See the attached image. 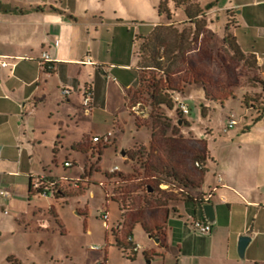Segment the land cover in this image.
Listing matches in <instances>:
<instances>
[{"label": "crops", "instance_id": "0c3cea01", "mask_svg": "<svg viewBox=\"0 0 264 264\" xmlns=\"http://www.w3.org/2000/svg\"><path fill=\"white\" fill-rule=\"evenodd\" d=\"M100 2L106 4L105 0H25L15 6L9 4L24 13L0 10V61L9 63L6 67L0 64V189L10 192L8 196L0 195V238L21 230L22 225L27 227V233L32 224L33 230H47L53 235L60 230L66 241L70 235L68 224L79 225L85 218L81 243H86L90 236L98 234L90 222V217L95 216L92 211L96 210L99 221V205H107L108 209L115 204L120 216L112 218L110 214L113 227L105 230V247L93 249L96 245L91 244L84 263L100 264L109 257L108 264H264V112L245 117L247 121L230 135L232 143L227 145L220 163L208 151L207 142L195 139L189 127H179V135L187 143L204 144V149L199 148L204 160L199 184L193 183L182 199L163 202V194L157 195L149 185L145 189L138 183L146 178L158 180L160 172L153 166L164 167L162 158L159 163L149 157L154 140L152 128L149 146L134 137L133 147L122 150L125 163L131 166L129 173L118 164L104 167L108 156L105 151L114 133H104L112 132L105 146L92 141L94 136H100L99 115L113 113V109L119 114L126 100L137 120L132 111L139 103L136 94L145 72L154 70L141 66L140 45L155 27L173 23L170 19L166 24L155 21L148 33H141L136 25L132 28L129 20L107 17L104 10L99 11ZM187 4L204 10L200 18L209 20L208 27L219 23L223 16L225 29L221 38L228 30L243 54L254 55L258 66L264 67V51L257 46L246 48L243 41L250 34L251 23L257 22L264 35V0H189ZM209 4L212 7L205 9ZM171 6L181 5L174 0L168 7ZM179 20L194 25L188 17ZM45 51L52 63L42 60ZM121 51L126 56L124 60ZM63 86L72 94L63 95ZM86 86L93 88L90 113L85 112L81 96ZM116 98L117 109L111 105ZM227 124L224 133L239 121L229 129ZM141 126L137 124L136 128ZM173 133L167 131L165 135L175 139ZM70 148L80 155H73L75 162L68 168L84 166V175H63L51 168L48 152L54 153V162L58 163ZM142 149L148 155L135 159ZM167 150L171 156L183 151ZM115 166L119 170L111 174ZM211 166H217L221 175L207 187L206 175ZM44 176L59 181L58 194L44 196L31 191V181ZM212 191L209 202L215 208V221L211 233L201 234L192 228L191 221L207 220L201 207ZM182 202L188 206L181 207ZM242 236L250 238L244 256L239 253ZM128 237L140 246L132 258L123 255L117 246L118 240L129 248ZM97 240L100 243V238ZM128 252L132 253L130 249ZM20 254L12 246L0 250V264H22Z\"/></svg>", "mask_w": 264, "mask_h": 264}, {"label": "rangeland", "instance_id": "374dc122", "mask_svg": "<svg viewBox=\"0 0 264 264\" xmlns=\"http://www.w3.org/2000/svg\"><path fill=\"white\" fill-rule=\"evenodd\" d=\"M6 1L15 6L17 2L22 3L25 0ZM162 2L169 6L174 3V0H105L106 4L104 6L103 2L98 4L99 11L104 10L107 17L114 16L117 19L123 17L130 21L132 28L136 25L141 33H148L155 21L162 24L168 22V12L160 13ZM184 7L182 5L180 7H168L171 13L170 22L173 25L169 29L165 27L158 30L162 39L155 43L158 45L157 47L162 56L159 61L164 72L161 70H147L145 72L144 81L136 94L139 103L135 104L132 109L137 116V120L129 112L126 100L123 102V108L119 114H117V110L113 109V113L99 115L100 136L107 131L114 133L111 145L105 151V154L110 156H107L108 158L105 156V168L118 164L124 172L129 173L131 166L125 163L122 150L133 147L134 137L149 146L151 128L153 129L154 138L157 140L156 147H159V152L156 153L153 150L150 152L149 157L152 158V162H159L162 158L164 168L161 169V167L157 168L155 166L153 168L163 172L162 175H158V180H162L164 185H160L158 183L160 181L150 178L138 183L145 189L149 185L153 192H157V195L163 194L162 196L165 198L163 202L185 197L186 192L190 191L193 183L199 184L202 175L200 170L202 165L200 159L202 157L199 155V148L204 149V144L197 141L187 143L183 135H179L181 131L179 127H189L188 130L195 139L207 142L208 151L220 163L227 145L232 143L230 135L239 130L242 123L247 121V118L258 116L264 108V67L258 66L254 55L235 53L232 46L225 43L224 39L221 38L225 29L223 16L219 23L214 22L210 27H208L210 25L209 20L206 17H201L199 24L201 33L196 36L194 34L195 25L179 20L187 17ZM251 25L253 27H250L249 36L243 40L245 41L244 45L246 48L257 46L258 49L264 51L263 28H259L257 22L251 23ZM183 31L188 36L184 44L188 48L179 53L175 49V47L180 46L179 37L176 34H181ZM225 34H229L228 30ZM121 53L123 54L120 57L124 60L126 56L123 51ZM148 55L149 52L145 53L144 56ZM167 79L169 80L167 84L183 89L179 95L190 108L188 116H184L175 104L173 110L170 111L165 107L153 104L148 96L150 85L155 83L165 85ZM174 95L178 96V94ZM127 97L128 92H125V99ZM111 105L117 109L119 98H116ZM178 119L185 120V122L179 125ZM231 119L239 121V125L234 129H230L228 133H224V128ZM137 124L142 126L136 128ZM167 131L174 132L177 137L174 139L172 135H165ZM172 148H182L183 151L171 156V151L167 149ZM116 150H118V155ZM143 151L144 155L149 153L144 149ZM48 154L52 158L50 159L51 168L59 174L84 175V166L76 165L72 168L67 166V162L72 164L75 162L73 155H80L79 152L73 151L72 148L64 151L62 161L58 163L54 162L52 151H49ZM177 155L179 159H177ZM198 160H200V165L196 164ZM171 161H174L173 166ZM188 165H191V167L188 168ZM171 170L178 178L176 181L168 174L172 173ZM220 175L219 168L211 166L206 175V186L208 187L215 182ZM183 180H188L186 182L187 187H185ZM182 206L185 208L188 205L182 202ZM102 207V205H99L101 213L108 211L109 225L113 227L112 218L120 216L117 205L111 204L108 209L107 205ZM92 214H95V216L90 217V222L97 227L98 234L97 237L90 236L86 243H81L82 240L84 241L85 233V218H81L79 225L68 224L70 235L66 238V241L61 238L60 230L53 235L47 230H33V225L29 224L30 228L28 226L27 233V227L22 225L21 230H15L14 234L9 232L0 238V250L10 246L19 249L22 264H86L83 258L87 255L88 248L92 249V245L98 247L100 245L105 247L106 245L105 230H107V227L102 219V214L99 221L96 219L95 209ZM110 214H112V218ZM76 236H82L81 240L77 239ZM98 238H100L101 244L98 242ZM66 247H69V249ZM75 249L76 251H74ZM113 250L117 252L115 248ZM107 259L106 264L109 263Z\"/></svg>", "mask_w": 264, "mask_h": 264}, {"label": "trees", "instance_id": "16d2710c", "mask_svg": "<svg viewBox=\"0 0 264 264\" xmlns=\"http://www.w3.org/2000/svg\"><path fill=\"white\" fill-rule=\"evenodd\" d=\"M188 1L189 0H175L177 5H185L186 15L194 23L195 28H196L194 34L197 36L201 33V28L199 25L201 22L200 16H203L205 14V12L203 9L199 8L198 6L188 5L187 4ZM211 7H212V4H209L206 6L205 9H210ZM0 10L5 12V13H24L23 10H21L17 7H12L9 4L3 3L2 0H0ZM165 11L168 12V18L171 19V13L169 12L168 6L165 4V2H162L160 5V13H163ZM165 27L169 29L172 27V25H168V26L162 25V26L155 27L153 32L148 37H146L143 40L142 44L140 45L141 53H139V54H140V64L142 67L163 71L162 64L159 61V59L162 58V56H161L159 49L157 47L158 45L155 42L161 41L162 38L160 37L158 30L164 29ZM176 35H177V37H179L180 46L175 47V49H177V51L180 53V52L185 51L188 48V47L184 46L186 39H188V36H186V33L184 31L181 34H176ZM224 41H225V43L230 44L232 46L235 53L243 54L242 50L240 49V47H239V45L236 42L234 37H232L229 34H226ZM148 42H150V43L148 44ZM148 52H149V55L144 56L145 53H148ZM168 82H169V80L167 79L165 85L164 84L160 85L159 83H155L153 85H150L148 93H149V97L152 100L153 104H155L159 107H165L168 110H173L174 104L177 106L176 101L173 100V96L176 93L181 94L183 89H178L172 85H169V84H167ZM263 112H264V108L260 111V114L262 115ZM257 119H259V118H257ZM179 121H180V119H178V123H179ZM184 122H185V120H183V123ZM156 141L157 140L154 138L153 145L151 148V152L153 150L159 149V147L158 148L156 147ZM143 152H144L143 149L140 150L137 154V157H135V159L142 160V158L144 156ZM146 155H148V153ZM200 160L202 163L201 167H203L204 160H202V158ZM200 160L197 161L199 164H200V162H199ZM166 169H168V168H166ZM157 171H159V170H157ZM171 172H172L171 174L168 173L169 176L170 177L172 176L173 180L176 181V179H178V178H176L173 170H171ZM159 174L162 175L163 172H160ZM33 180L31 181V185H30L31 191H33V185H32ZM55 180H57V179L49 178L46 176V178L44 180H42V183L44 185L42 186V188L40 190L36 191V193H40L43 188L47 187L55 195L58 194V192H59L58 186L59 185H51V182H53ZM187 181L183 180L185 187H187V184H186ZM158 183L160 184V182H158ZM161 183H164V182H161ZM112 232H113V235L116 237V233L114 231H112ZM117 246L119 247V249L121 250L123 255H125L128 258H132L133 253L130 254L128 252V249H129L128 246L120 243L118 240H117Z\"/></svg>", "mask_w": 264, "mask_h": 264}, {"label": "built area", "instance_id": "2783aa9c", "mask_svg": "<svg viewBox=\"0 0 264 264\" xmlns=\"http://www.w3.org/2000/svg\"><path fill=\"white\" fill-rule=\"evenodd\" d=\"M56 45H59V42L56 41L55 42ZM1 57V56H0ZM42 60L45 62V64L48 63H52L53 59L50 57L49 53L47 51L42 53ZM0 64L3 67H6L9 65L8 62L6 61H0ZM62 94L65 96H69L72 94V90L66 87H62ZM81 96H82V100H83V106L85 109V112L90 113L92 110V101H93V88H91L90 86H86L81 90ZM174 100L176 101V103L178 104V108L180 109V111L182 112V114L184 116H188L190 114V108L188 106V104H186V102H184V100L181 99L180 95H176L174 96ZM237 124V120L235 119H231L228 124H227V129L234 127ZM111 136H112V132H108L105 135L102 136H94L92 138V141L99 144L100 146H105L107 145L110 140H111ZM197 165H200L198 162L196 163ZM67 166H72V163L67 162ZM119 170L118 166H115L114 168H112L110 170L111 174H115L117 173ZM46 178V176L44 177H39L33 180L32 185H33V191H38L42 188V186L44 185L42 183V180H44ZM51 185H59V181L55 180L53 182H51ZM101 185H104L103 183H101ZM9 190H5V189H0V195H4V196H8L9 195ZM52 192L47 188H43L42 191L39 193L41 195L47 196L49 194H51ZM108 198H110V194L108 192ZM213 197V191L211 193H209L204 199L203 202H209L210 199ZM109 201H107L108 203ZM102 219L104 220V224L106 225L108 230H111V227L109 225V216H108V211H106L105 213L102 214ZM191 226L194 230H196L197 232L201 233V234H209L212 231V227L213 224H211L208 220H200L198 218H195L191 221ZM127 242L129 245V249L130 252L135 253L136 251L139 250L140 246L137 244H133L132 243V238L128 237L127 238ZM94 249H99L98 246H95ZM100 264H106L105 261L101 262Z\"/></svg>", "mask_w": 264, "mask_h": 264}, {"label": "water", "instance_id": "95a60500", "mask_svg": "<svg viewBox=\"0 0 264 264\" xmlns=\"http://www.w3.org/2000/svg\"><path fill=\"white\" fill-rule=\"evenodd\" d=\"M180 124H182V120H180ZM152 190V188H151ZM202 208L205 212V216L207 220L211 223L214 224L215 221V208L214 205L210 202L202 204ZM249 237L248 236H242L239 241V253L241 256H244L246 246L249 242Z\"/></svg>", "mask_w": 264, "mask_h": 264}]
</instances>
